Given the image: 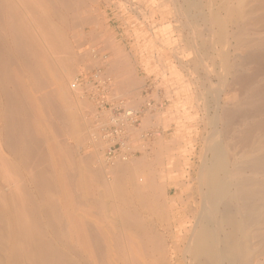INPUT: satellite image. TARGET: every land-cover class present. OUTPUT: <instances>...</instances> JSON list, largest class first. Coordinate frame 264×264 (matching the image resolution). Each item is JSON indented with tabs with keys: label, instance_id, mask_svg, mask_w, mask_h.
Returning a JSON list of instances; mask_svg holds the SVG:
<instances>
[{
	"label": "rangeland",
	"instance_id": "rangeland-1",
	"mask_svg": "<svg viewBox=\"0 0 264 264\" xmlns=\"http://www.w3.org/2000/svg\"><path fill=\"white\" fill-rule=\"evenodd\" d=\"M82 1L84 3L82 8H87V14L86 8L84 13L82 8H80L82 12L79 11L80 9L79 12L77 11V14L81 13L82 16L78 15L75 26L73 25L74 29L72 28L73 36L76 37H72L71 46L59 50H65L64 52H55L58 57L65 55L66 58L71 59L70 62L68 60L69 63L68 58L66 62L65 60L62 62L66 67L73 65L66 69L71 70L68 71L71 73L69 76L74 75L64 77L63 83L53 82L59 81L54 77L55 74H52L54 79L50 77L49 80V84L51 83L49 87L54 92L53 99L68 119L66 126L69 127L60 131L52 127L53 130L51 126L58 122L55 114L46 113L33 101L37 108L33 107L36 114L33 117H36V122L40 123L44 118L49 117L54 124L50 123L49 127L44 123L37 126L35 122V137L27 146L28 152L22 157L10 152L0 142V264H40L39 254L43 253L42 242L52 229L49 221L51 212L59 214L61 207L60 211L56 209L61 198L72 201L75 196L67 179L61 174L66 167L75 166L71 169L76 170H72L71 173L76 171L75 178L80 180H77V192L82 193L85 198L91 196V191L99 196L101 205L99 203L94 205L91 200L92 204H89L93 206L88 207L86 206L88 203H85L87 199L82 200L86 208H91L84 212L86 219L88 218L90 223L94 221L93 223L106 227L120 224V216L111 208L112 205L117 204L116 198L120 189L118 181L125 179L140 162H145L144 168L148 166L146 170L150 178H154L155 170L158 181H164L163 183L167 185H173L176 180L184 181L179 190L173 186L171 192L159 199V203H166L164 207L168 208L166 209L170 214H176L171 231L174 235L179 233L178 236H181L185 233L183 228L192 224L191 210L194 208L191 207L194 201L198 202L200 199L199 185H197L199 183L196 179L199 177L203 156L199 155L207 151L208 141L213 144L217 136V141L221 140L224 144L231 161L243 160L246 155L254 157L257 154L256 149L264 146L262 140L264 139V0H189V3L188 0ZM88 11L91 20L83 22L85 19L81 18L90 15ZM90 48L101 49V55L97 60L94 57L92 59V55L88 53ZM104 54L107 56L106 59L103 58ZM55 66L58 70L59 65ZM97 68H102L104 74L107 73L106 76L111 79L109 89L111 92L107 94L110 104L123 100L129 107L140 108L143 107L148 96L153 98L156 104L164 103L163 109L148 115L154 117V120L146 116L142 119L141 131H131L130 136L134 132L133 137L131 136L134 141L129 138L127 143L131 146L127 144L126 148L129 147L131 153L127 156L123 154L119 157L120 160L117 157L116 162L115 158L116 165L113 161L106 162L108 160L105 157L101 138H98L100 141L94 139L96 135L93 127L96 128L95 125L98 124V111L104 114V118L105 113L97 107L91 97L92 94L71 90V84L76 77ZM126 74L129 79H124ZM120 79L132 80L135 87L129 91L121 90ZM95 86L92 91L97 96H101L104 92L99 90L97 85ZM68 99L71 101L69 102ZM136 101L138 103L135 105ZM110 104H107L106 108L109 109ZM69 112L71 116L68 117ZM141 133L145 134L144 138L137 137ZM148 133H153L152 137H147ZM213 133L217 135L214 136ZM153 138L155 142L151 140ZM132 143H137L139 147L137 144L132 146ZM157 147H160V150ZM117 162L124 165L120 166L121 164ZM120 167H124L122 169L125 173H121ZM41 170L51 173L52 177L55 175L49 184L45 181L46 185H44L43 180L36 183L35 178L31 182L30 175H36ZM190 177L192 179L187 180ZM143 181L146 182L144 177ZM105 183L109 186L106 187ZM105 188H110V194ZM32 201L58 205L52 210L53 206L48 204V212L46 205L45 209L42 207L43 213L37 215L31 210L34 208H31L34 206ZM150 219L154 222V217ZM253 227L252 232L255 234L258 226ZM252 241L255 258L263 256L264 254L261 253H264V242L257 237Z\"/></svg>",
	"mask_w": 264,
	"mask_h": 264
},
{
	"label": "bare ground",
	"instance_id": "bare-ground-1",
	"mask_svg": "<svg viewBox=\"0 0 264 264\" xmlns=\"http://www.w3.org/2000/svg\"><path fill=\"white\" fill-rule=\"evenodd\" d=\"M81 2L80 0H0V142H2L4 146L10 150V152L17 156L21 155L20 157H22V155L24 156V153L26 154V152H28L26 149H28V144H30L33 137H35L36 124L38 126V124L41 125L44 123V125L46 124L48 127L50 123L51 125L54 124L52 123L51 118L47 116H45L47 118L43 119L44 122L43 120L42 122L40 121V123L36 122V117H33L36 116V114H34L35 103L37 106L40 105V109L43 108V111L45 110L46 113L53 112L57 117L58 122L56 123L54 121L56 124L52 126L50 125L51 128L53 127L54 129H57V131H60L67 127L66 125L68 124V119L65 118L59 105L56 104V101L53 99L54 92L52 91L53 89H50L49 87V85L51 86V83L49 84V80L50 77L53 78L52 74H55L56 76L54 75V77H57L59 81L57 80L56 82L55 80L53 82L63 83L64 77L71 74L68 73V71L71 70L66 69L69 66L68 63L71 59L68 57L67 59L65 55L62 54H60L62 57H58L57 53L64 52L65 50H59L61 48H66L68 45L71 46L73 41H71V39H73L72 37H76V35L73 36L72 28L74 29L76 18L81 15V13L80 15L77 14L78 9L83 7L84 3L82 0ZM187 2L189 3V0ZM84 9L83 12L81 9L79 11L84 13ZM86 11L87 8L85 13ZM89 17H91V14L81 19H85L83 22H86L90 19ZM100 50L97 48H90L88 49V53L92 55V59L94 57V59L97 60V58L101 55ZM53 55L57 57L55 58ZM63 57L65 58L62 60ZM103 58H107L106 54L103 55ZM66 59L67 62L69 60V62L66 63V65H68L67 67L63 65L64 62H62L64 60L66 62ZM57 64L59 65L58 70L55 66ZM54 70L56 72H53ZM126 73L128 74V72ZM88 74L89 76L92 75L94 79H99L101 81L104 79L103 76L107 75V73L106 75L104 74V70L102 68H97L91 72L88 71ZM127 74L126 76L129 75ZM68 76L66 78H68ZM126 76L124 79L130 78L129 76ZM119 81L122 82V85H120V87H122L121 90L124 89L129 91L135 87L132 80L120 79ZM73 83L74 82L71 84V90L81 91V88L78 85L74 87ZM91 86L96 87L93 80ZM59 92H61V90ZM108 92L109 90L106 91V93L104 92L101 97H103L104 100L110 104L108 100L109 98L107 99ZM62 96H64V94ZM92 96L96 97L97 95L93 93L91 97ZM201 97L202 96H200V98ZM93 100L95 101L97 107L101 108L106 116L104 118V114L102 113V115L98 111V124H94L97 127H93L95 131L91 128L96 135L94 136V139L101 138L100 140L103 141V143H98L104 144V151L106 146H111V144L117 141H120L121 145L123 147L125 145V148H127V144L130 145L127 143L130 140L129 138L133 140L132 134H134V132L131 134V137V131H141L140 127L142 119L148 115H153L155 111L164 108L163 102H158L156 104L154 103L153 98L149 96L146 97L143 108L129 107L125 105L126 102L123 100L112 103L110 104L112 106H120V104L125 106V112L123 115L126 118V131L118 132L117 134H106L102 130V125L115 123L119 119L114 114L113 108H106L105 101L97 102L94 98ZM33 101H35V103ZM70 101L71 100H69V102ZM137 103L138 102L136 101L134 104L136 105ZM83 105L85 106L84 103ZM70 107H72V105ZM247 112L249 113V110ZM138 113L141 117L140 126L133 124L134 118L138 115ZM70 114L71 113L69 112L68 117ZM149 118L153 119L154 117L150 116ZM40 119L41 117L39 120ZM139 131H137V133ZM70 133L72 134V132ZM92 135L93 134H91V136ZM152 135L153 133L146 136L152 137ZM216 135L217 133L214 134V136ZM140 136L141 138H144L145 134L141 133V135L137 137ZM216 137V141H213V144H210L211 141L210 143L208 141L210 146L208 147L209 144L207 143V151L201 153L203 155H199L203 156L204 159H202L203 163L200 166L199 177L196 179L199 183L197 185H199L198 193L200 195V199L198 202L194 201V204L192 205L193 207H191L194 208L191 210L193 213V217L191 219L192 224L183 228L185 233L181 236H178L179 233L178 235H174L173 231H171V227L175 223L176 214H170L169 211H167L168 208L166 207V209L164 207L166 203H159V199L162 196H166L173 186H176L179 190V188L183 186L184 181L181 182L176 180L173 185H167L163 183L164 181H158L155 175V170L154 178H150V176H148V172L146 170L148 166L144 168L145 162H140L136 167L133 166L136 169L129 172V174L126 172L127 175L125 179H122V175L125 176V174L120 175L122 181H118V183H120L119 187L121 190L119 188V191L117 190V204L112 205L111 207L112 210L120 216V224L106 227L105 225L99 223H93L94 221H91L93 224L90 223V221L88 222L89 219H86L87 216L84 212L86 210L89 211L91 208L89 209L88 207L93 206L91 205V200L94 205L98 203L101 205L99 202L100 199H98L99 196L91 191V196L89 198H85L81 195L82 193L80 194L77 192L78 189L76 187L78 185V179L76 180L75 178L76 171L71 173L72 170H76L71 169L75 166H72L71 168L66 167L65 170H62L61 174H63V177L67 179V183L70 185L71 190H73L75 195L74 197L76 199L73 197L75 200L74 202L73 199L72 201H66L65 198H61V201L58 202L59 206H57V199H55V204H57L55 205L57 206L56 210L60 211L61 207V211L59 214L57 213V215L54 211L51 212L50 207L49 211L51 214L50 212L49 214L51 216L49 217V221L52 225V229L49 231V236H45V239L42 242L43 253L39 254L41 255V259H39V261H41L40 264H264V255L257 256V258H255V249L252 247V240L256 237L264 242V146H260L259 149L255 148L257 154H253L255 155L254 157L243 155V157L245 156L244 159L242 158L243 160L236 159L231 161L224 144L221 140L217 141ZM136 140L138 139L136 138ZM151 140L154 141V138ZM94 142L93 144L95 145ZM133 144L134 143H132V146H136L137 143ZM156 145L158 146V144ZM137 147H139L138 144ZM159 148L160 147H157V149ZM145 154L146 153H144V156L146 157ZM122 155L120 156L122 157ZM114 160L115 159L110 161L114 162ZM116 161L117 158L115 162ZM126 162L127 161H125V163ZM3 165L5 166V164ZM119 165L122 166L124 164L120 162ZM127 165H125V167ZM131 167L129 169H131ZM120 168L122 169L124 167ZM114 169L115 168H113L112 171H114ZM124 171L125 170L122 169L121 173H125ZM49 174L50 176H48ZM30 177L31 182L35 178L36 183L38 181L42 182L43 180L44 182L42 183L46 185L45 181L49 184L50 180L55 177V175L52 177L51 173L46 172V170H41L38 174L30 175ZM47 177H49V179H47ZM143 177L146 179V182L143 181ZM191 179L192 178L190 177L187 180ZM108 186L109 185H106V187ZM113 187L111 188L114 189ZM105 189H108L107 192L110 194V188ZM42 194H40V196H42ZM84 198L88 200V202H86L87 200L85 201V203H88V205L86 204V206H88L87 208L83 203ZM42 200H44V198ZM174 200L175 199L173 198L172 201ZM34 202L32 201V205L34 206H31V208H34H30L34 213L42 214V209L46 207V205L48 212V204L50 205L51 202H46L48 204L42 203L45 206L39 202ZM50 206H53L54 209L52 208V210H55L56 207L54 205ZM52 213H54L56 217H54L55 215L52 217ZM152 217H154V222L150 219ZM256 225L258 226V229L256 231L255 228L256 233L254 234L252 232V228ZM262 254L264 253H261V255ZM253 259H255V261Z\"/></svg>",
	"mask_w": 264,
	"mask_h": 264
},
{
	"label": "built area",
	"instance_id": "built-area-1",
	"mask_svg": "<svg viewBox=\"0 0 264 264\" xmlns=\"http://www.w3.org/2000/svg\"><path fill=\"white\" fill-rule=\"evenodd\" d=\"M103 78H104L103 81H101L99 79L96 80V79H94V77L92 75L89 76L88 71H87L86 73L80 74L78 77H76L74 79L73 86L75 87L78 85L81 88V91L83 93L93 95V93H94L92 91L93 87L91 86V83L93 80V83L95 85H97L98 89L99 90L101 89V91L106 93V91H108L110 89L111 81H110V78H107V76H103ZM92 98L96 99L97 102H99V101H103V102L105 101L106 102V100H104V98L101 96H96V97L92 96ZM107 104L108 103L106 102L105 106H107ZM111 106L112 105H110V108L114 109V114L117 116V118L119 120L116 121L115 123L102 125V130L106 134H110V133L117 134L118 132L126 131V121H125L126 118L123 115V113L125 112V106L122 104H120V106H112V107ZM121 115H123V116H121ZM140 118H141L140 114L138 113V115L134 118L133 124H136V126H139L140 122H141ZM148 134H152V133H148ZM130 151H131L130 148L126 149L125 145L123 147L121 145V142L117 141V142L111 144V146H106L105 156L109 162L110 160H113L122 154L129 155L131 153Z\"/></svg>",
	"mask_w": 264,
	"mask_h": 264
}]
</instances>
